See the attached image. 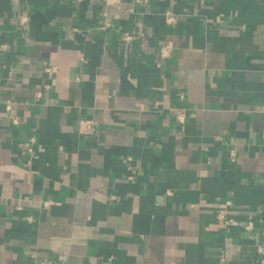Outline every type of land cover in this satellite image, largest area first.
Listing matches in <instances>:
<instances>
[{"label":"crops","instance_id":"obj_1","mask_svg":"<svg viewBox=\"0 0 264 264\" xmlns=\"http://www.w3.org/2000/svg\"><path fill=\"white\" fill-rule=\"evenodd\" d=\"M0 45V264H264V0H0Z\"/></svg>","mask_w":264,"mask_h":264},{"label":"built area","instance_id":"obj_2","mask_svg":"<svg viewBox=\"0 0 264 264\" xmlns=\"http://www.w3.org/2000/svg\"><path fill=\"white\" fill-rule=\"evenodd\" d=\"M105 1L107 4L120 5L122 2H124L126 0H105ZM137 1H139V0H137ZM27 18L28 17L26 15H23L21 17V21L25 22L27 20ZM165 18H166V22L169 25H174L178 21L177 15L171 10L165 11ZM133 39H134L133 35H125L123 37V40L127 43L131 42ZM6 48H7L6 45H0V55L4 50H6ZM171 50H172L171 44L165 40L162 41V43L159 47V52H158V62H157L158 66L161 67L162 65H164V61L166 60V58L171 55ZM48 69H50V67H48ZM47 88H48V85H43L42 89H39L37 91V96H39V97L42 96L43 92ZM179 100H180V104L173 108L174 118H175V121L178 123V125L183 127L185 125L187 118H188V115L191 111V106L187 103L186 97L183 93H180ZM11 107H12V103L8 102L6 104V110L9 111L11 109ZM14 121L16 122L17 119L14 118ZM94 125H95V123L89 119L81 120L80 125H79L80 132L83 134L92 133V131L94 130ZM29 150L31 151L32 148L30 147ZM51 203H53V202L47 201V202H45V205L47 206V205H50ZM232 205H233L232 201L227 200L225 202V205L217 211L216 218H217L219 223H224L226 225H228V224L229 225H236L238 223V220L230 215V208ZM246 228L247 229L252 228V223L247 224ZM259 251L262 254H264V245L259 246Z\"/></svg>","mask_w":264,"mask_h":264}]
</instances>
